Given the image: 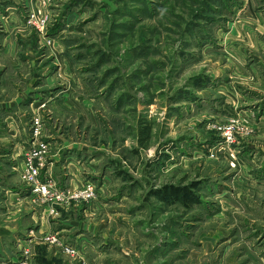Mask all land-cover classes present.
Returning <instances> with one entry per match:
<instances>
[{"label": "rangeland", "instance_id": "1", "mask_svg": "<svg viewBox=\"0 0 264 264\" xmlns=\"http://www.w3.org/2000/svg\"><path fill=\"white\" fill-rule=\"evenodd\" d=\"M36 123L49 150L78 145L96 185L46 213L74 211L70 239L31 218L50 212L20 178ZM165 186L197 201L162 199ZM6 213L46 264H264V0H0V225ZM51 231L77 254L48 247Z\"/></svg>", "mask_w": 264, "mask_h": 264}, {"label": "built area", "instance_id": "2", "mask_svg": "<svg viewBox=\"0 0 264 264\" xmlns=\"http://www.w3.org/2000/svg\"><path fill=\"white\" fill-rule=\"evenodd\" d=\"M28 24L38 33H43L48 21L40 9L30 11ZM219 127L226 142L234 143L236 120ZM41 124H35L33 138L26 146L22 154L23 160L20 168V178L28 187L33 201L46 202L50 205V213L58 214L59 207H72L81 202H88L96 195V185L89 179L80 185L72 187L69 185L59 186L52 176L47 173L46 157L49 151V144L42 138ZM247 129L240 131V134L247 133ZM238 132V131H237ZM44 243L48 247H54L69 256H75L77 250L72 247L56 231L47 233Z\"/></svg>", "mask_w": 264, "mask_h": 264}, {"label": "crops", "instance_id": "3", "mask_svg": "<svg viewBox=\"0 0 264 264\" xmlns=\"http://www.w3.org/2000/svg\"><path fill=\"white\" fill-rule=\"evenodd\" d=\"M68 144L69 145H64L60 143L58 147L51 146L49 154L47 155L50 161L46 164L47 168L51 169L50 171H52L54 177L58 181H61L64 184L73 187L80 185L83 182L84 176H82L80 164L74 163V161L77 162V160L74 158L73 153L70 151L71 148H75V146L78 145L74 142ZM16 148L19 149L18 146H15V149ZM64 150H68L66 154ZM19 154L20 151H15V158H17L16 155L18 156ZM21 195V191L17 189V191L15 190L14 193L8 194V200L18 203L20 202V199L24 200ZM16 203H12V206ZM76 206H72L71 210L75 209ZM18 208H16V210ZM36 209L37 210H34V212L31 211L33 212L31 218L33 219V222L35 224H38V226L36 227L38 232H41L43 230H54V227H51L50 224L56 223L57 225H59V228H57V226L55 227L57 228V231L67 230L66 238L70 239V236H73L77 232V230H81L83 228L82 226L76 227V225L74 224V218L72 216L74 215V211H71L70 214H66L61 218L57 217L56 219H52V217H47L46 213H50L48 211V208L45 210L43 209V211H41V207H37ZM6 212L9 211L6 210ZM39 213H41L40 221L34 220V216ZM6 216V219L0 225V264H46L41 255L35 256L36 254L32 255L30 252H28L29 246L37 244V235H17L16 232L19 228L18 224H20L21 220H17V214L15 215L6 213ZM33 226L31 228L35 229V227ZM79 236V234L76 235V239H78ZM7 241H9L10 247H8ZM1 247H3V249ZM46 254L52 256L50 251H48ZM67 264L71 263L68 262Z\"/></svg>", "mask_w": 264, "mask_h": 264}, {"label": "trees", "instance_id": "4", "mask_svg": "<svg viewBox=\"0 0 264 264\" xmlns=\"http://www.w3.org/2000/svg\"><path fill=\"white\" fill-rule=\"evenodd\" d=\"M157 192L159 193L160 198L175 199L181 204H187V202L189 203L197 201L196 197L189 193L187 187L165 186Z\"/></svg>", "mask_w": 264, "mask_h": 264}]
</instances>
